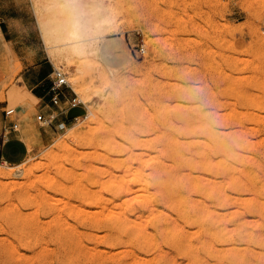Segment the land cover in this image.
Returning a JSON list of instances; mask_svg holds the SVG:
<instances>
[{
  "label": "rangeland",
  "instance_id": "374dc122",
  "mask_svg": "<svg viewBox=\"0 0 264 264\" xmlns=\"http://www.w3.org/2000/svg\"><path fill=\"white\" fill-rule=\"evenodd\" d=\"M103 1L118 31L101 38L94 54L59 65L46 49L66 76L70 88L65 94L75 93L80 101L78 111L70 113H77V120L42 125L35 118L37 98L11 105L8 91L17 86L18 66L0 57V103L20 111L10 152L16 159L0 161V171H12L0 175V264H190L160 239L156 225L167 224L179 225L200 261L264 264V243L255 241L264 236V221L248 209L257 200L251 191L241 194L245 201L231 198L217 207L228 215L219 223L229 233L224 241L216 240V260L199 247L202 231L182 224L158 200L170 174L178 187L198 174L222 180V174L191 171L187 177L188 168L170 167V148L189 153L205 146L216 130L240 129L250 145L233 149L255 159L243 158L231 172L253 174L264 200V0ZM40 7H33L36 17ZM142 40L141 54L136 45ZM89 111L98 112L101 122H93ZM0 121L6 126L1 115ZM78 125L84 131L74 136ZM24 132L29 143L22 139ZM230 189L224 185V192L235 196ZM187 195L212 208L196 189ZM240 218L247 222L235 226ZM111 226L123 230L113 244L108 243L115 235Z\"/></svg>",
  "mask_w": 264,
  "mask_h": 264
},
{
  "label": "bare ground",
  "instance_id": "6f19581e",
  "mask_svg": "<svg viewBox=\"0 0 264 264\" xmlns=\"http://www.w3.org/2000/svg\"><path fill=\"white\" fill-rule=\"evenodd\" d=\"M110 10H111V8H110ZM35 12L37 13V17H39L37 21L39 22V28H40L44 43L46 45V49L48 51V54L59 65H61V64L63 65V63L69 64L70 62H72L76 59L77 60L84 59V58H87L89 55L94 54L97 51L99 40L101 41V38L105 37L109 33H113L114 31H118V29L116 30L115 28L112 27L113 26V16L109 12V10L105 7L103 0H49L48 4H46L42 8L41 7L36 8ZM71 64H73V63H71ZM74 69H75V67H74ZM26 99L34 100V99H36V97L23 84H21L20 86H16V87H14L8 91V102L11 105H15L19 102H23ZM103 108H105V107H103ZM107 108L109 110L110 107H107ZM107 108H105V109H107ZM105 109H103V110L105 111ZM89 114L93 115V118H92L93 122H96V123L101 122V119H100L98 112L89 111L87 115H89ZM110 114L107 115V118H108V116L109 117L111 116ZM224 114H226V113H224ZM78 118H76V120ZM88 127H91V126L88 124ZM76 128H75V131L72 132V134L74 136L80 135L84 131L83 126L78 128L77 130H76ZM88 129H90V128H88ZM240 130H242V129H240ZM240 130L239 131L232 130V131H228V133H224L223 131L221 132V131L216 130L215 132H213L211 134V136L208 134L209 142L207 144H205V146L197 147L194 150H191L189 147V149H190L189 153H187L185 149L170 148V150H169V161L170 162H167V163H169L170 167L188 168L190 170V172L189 173L186 172L187 177H188V175L191 176V171H196L198 173H204V174H207L209 176L210 175L216 176V173L222 174V180L217 182L215 179H211V177L204 176L202 174H198L195 176L193 175L195 181L192 180V181L183 182L178 187V186L174 185V182L176 180L175 179L176 176L174 174H170L168 189L166 190V192L164 194H161L160 197L158 198V200L161 204H163L167 209H169V211L175 213L182 220V222H181L182 224L188 223V224L194 225L197 227L198 230L202 231V235L204 237L199 242L197 241L199 243V247H201V250L207 256H209L215 260H216V250H217L216 249V240H218L219 242L224 241L225 238L227 237V235H226L227 231L229 230V228H227L226 225L225 226L220 225V223H219L220 219L222 218V216H224L226 214L217 211L216 210L217 207L218 208L224 207L231 198H233V200L235 199L237 201H245L246 199H243V196H241V194L244 191H251V193L256 197L257 200L254 199V200H256V202L253 201L254 203H251V205L248 207V209L250 212L257 214L259 216V220L262 219L264 221V216H263L264 215L263 214L264 213V210H263L264 200H261L262 196L260 197V191L258 190V187L255 186V183L252 181V178L254 176L252 178H251V176L253 174L251 176L245 175V174L243 176H239V175L236 176V175H234V173L231 172V170L234 172V170L238 169L237 165L239 163H241V160L243 158H246L248 156L247 154L244 155L243 153H240V152L235 151L233 149V147H235V146L239 147V149H245L250 145L248 139H245V136H244V140L242 139V133ZM107 134L109 135V133H107ZM226 134L228 135V139L224 140V136H226ZM28 135H29V133H25V132H24V135H22L23 136L22 139H24L27 143H29V140L27 139ZM201 135H202V133H201ZM68 138L70 139V136ZM72 138H74V137L72 136ZM70 140H72V139H70ZM204 140L205 139H203V141ZM107 141L108 140H106V142ZM193 141H195V140H193ZM199 141H201V140L199 139ZM95 142L97 143V140ZM104 142H105V140H104ZM96 147H99V146L96 145ZM105 148H107V147H105ZM124 150H125V148H124ZM126 150H128V149L126 148ZM216 155H219L220 160L225 161L226 164H222V162L220 160L219 161L216 160L217 159ZM248 159L254 160L255 158L249 157ZM5 163H7V162L5 161ZM11 173H12V171H9V172L0 171V175H7L8 176ZM184 173H185V171H184ZM109 178H110V176H109ZM257 179H259V178H257ZM109 182H112V181H109ZM196 182H199V183H196ZM205 182L207 184H205ZM122 183H124V181ZM224 185H227L229 188H231L230 190H232L233 193H235L236 195L235 196L234 195L229 196L228 194H226L223 190ZM192 189H196L200 195L208 197L209 200L211 201L212 208L210 206L204 205V202L202 204L201 202H199L197 200H193V198L190 199L189 196L187 195V192H189ZM144 195L142 194V197ZM146 196H149V195H146ZM150 197H151V195H150ZM263 198H264V196H263ZM145 199H147V198H145ZM152 199H153V197H152ZM229 206H230V204H229ZM156 208H158V207L153 208V210L155 212H156ZM148 210H149V208H148ZM223 210H224V208H223ZM157 212L161 213L162 211L158 210ZM229 212L230 211H228V213ZM147 213L149 215V211ZM150 215H151V211H150ZM156 215H158V214H155V216ZM167 215L168 214L166 213V216ZM152 216H153V214H152ZM144 217H145V215H144ZM146 217H147V215H146ZM146 217H145V219H146ZM226 217H228V215H226ZM139 218H140V216H139ZM128 219H129V221L133 220L132 218L131 219L128 218ZM128 219H127V221H128ZM145 219H143V220H145ZM143 220L141 219L142 222H143ZM123 222H125V221H123ZM131 222L133 223L135 221L133 220ZM246 222L247 221L245 218L244 219L240 218L236 221V223H234V225L235 226H241L242 224H244ZM253 222H254V220H253ZM169 223H171V222H169ZM143 224H144V222H143ZM136 225H138V224H136ZM139 225H141V223ZM134 226H135V224H134ZM115 227L111 226V228H108V230H111V232H114V234H115L114 236L110 237V239L108 240L109 244H113L114 242H116L119 239V237L122 235L123 230L121 228H115ZM156 228H157V233H158L159 237H161L160 239H163L165 241V243L168 245V247L173 249L176 253L186 256L189 259L190 264H208L204 261H200L197 258L193 257V252L191 250V243L189 242L188 237L185 235V233H183L179 229V225L175 224V225L170 226L169 224H167L165 226H160V227L156 225ZM10 229H11V227H10ZM194 233H195V231H194ZM228 233H229V231H228ZM109 234H111V233L109 232ZM192 234H193V231H192ZM233 235H234V233H233ZM131 238L132 237H130L128 235V239H131ZM199 238H201V237H199ZM150 239H152V238H150ZM6 240H8V239H6ZM134 241H135V239H134ZM255 241L257 243H264V236L260 235L259 237L256 238ZM134 246H135V244H134ZM230 247L231 248L228 247L227 249L228 250L233 249L232 246H230ZM10 248H11V246H10ZM89 248H90V246H89ZM91 249H93V248H91ZM240 249H241V246H240ZM15 250L13 249V251H15ZM96 250H98V248ZM100 250H103V249H100ZM221 251H222V249H221ZM109 252L108 253L106 252V253L109 254ZM129 252H132V251L129 250ZM95 254H96V252H95ZM110 255H111V253H110ZM17 256H18V254H17ZM261 256H263V255H261ZM151 257H153V256H151ZM139 258L141 259L142 257H139ZM172 258H171V260H172ZM142 259L144 260V258H142ZM203 260H205V259H203ZM208 260H210V258ZM99 261H101V259ZM166 261H168V260H166ZM138 263H140V262H138ZM150 263H151V260H150ZM240 263L245 264L243 262V260H241ZM161 264H164V263H161Z\"/></svg>",
  "mask_w": 264,
  "mask_h": 264
},
{
  "label": "crops",
  "instance_id": "0c3cea01",
  "mask_svg": "<svg viewBox=\"0 0 264 264\" xmlns=\"http://www.w3.org/2000/svg\"><path fill=\"white\" fill-rule=\"evenodd\" d=\"M48 2L49 0H0V57L4 60L9 57L14 59L18 66L15 75L17 86L23 84L38 99L37 110L47 103V87L55 67L47 54L33 7L45 6ZM6 104L0 103V115L5 125L2 109ZM72 111H78V107L58 115L57 119L78 117L77 113L70 116ZM5 127L1 126L0 121V161L3 158L14 161L16 156L10 152L16 143L12 137L16 132H10L3 138Z\"/></svg>",
  "mask_w": 264,
  "mask_h": 264
},
{
  "label": "built area",
  "instance_id": "2783aa9c",
  "mask_svg": "<svg viewBox=\"0 0 264 264\" xmlns=\"http://www.w3.org/2000/svg\"><path fill=\"white\" fill-rule=\"evenodd\" d=\"M139 53H144L143 40L141 44L136 45ZM52 78L49 80L47 87V103L44 107L39 108L36 115V121L42 125H51L58 115L65 114L69 110L79 106L80 101L74 93L72 97H66L65 90L70 88L65 74L59 69H54ZM19 109L17 107H9L8 104L2 109V115L6 121L2 137H6L10 132H17L19 129ZM78 117H73L76 120Z\"/></svg>",
  "mask_w": 264,
  "mask_h": 264
}]
</instances>
